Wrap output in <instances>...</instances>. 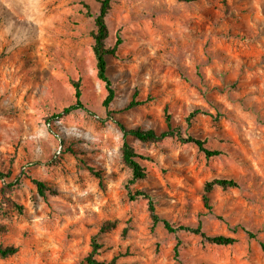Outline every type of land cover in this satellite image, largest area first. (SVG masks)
<instances>
[{"label":"rangeland","instance_id":"1","mask_svg":"<svg viewBox=\"0 0 264 264\" xmlns=\"http://www.w3.org/2000/svg\"><path fill=\"white\" fill-rule=\"evenodd\" d=\"M98 9L96 0H0V243L18 249L0 264H78L105 222L116 226L100 239V260L264 264V0H112L105 45L120 44L106 59L107 108L91 51ZM72 82L83 108L62 115L75 103ZM165 114L221 154L127 137L147 159L131 189L173 227L232 246L152 228L148 200H129L117 123L160 133ZM214 178L238 188L215 187L209 210L203 188Z\"/></svg>","mask_w":264,"mask_h":264},{"label":"trees","instance_id":"2","mask_svg":"<svg viewBox=\"0 0 264 264\" xmlns=\"http://www.w3.org/2000/svg\"><path fill=\"white\" fill-rule=\"evenodd\" d=\"M186 4L196 3L200 0H177ZM99 4V9L97 15L94 17V29L90 32V37L92 39L91 51L95 59V70L97 79L104 85L106 91V96L102 101V106L107 108L114 98V90L112 88L111 81L107 76V57L114 56L118 45L120 44V39H117L113 47H106L105 42L108 38V28L106 24V17L111 9L112 0H96ZM72 87L74 88V98L75 103L63 109L62 115H67L71 111L82 109L83 105L80 101L81 91L78 82H72ZM138 103L131 101L128 108H133L137 106ZM192 116V115H190ZM166 129L160 133H156L153 130H143L140 128L127 129L122 124L117 123L121 134H122V145H121V156L122 162L125 167L130 171V179L127 183L128 196L130 201H135L138 198H144L148 200V211L150 213L152 228H155L158 224H162L163 228L170 234H174L179 231L188 232L194 235L200 236L211 244L216 246H232L236 243V240L232 237L226 236H213L209 237L203 233L199 227L191 228L187 226L173 227L168 221L161 220L155 212L153 203L149 200V196L139 190L133 191L131 188L137 182L144 180L147 177V171L143 165L144 160H147L142 155L138 154L136 150L127 142V137H132L135 140L142 143H154L167 138H174L182 144L194 145L197 150L204 154L206 158H211L221 154L217 149H211L207 147L206 141L199 138L193 137L191 135L184 136L181 133L180 127H172L170 116L165 114ZM91 172L93 169L89 168ZM95 176H99V173H94ZM33 184L36 187L38 194L45 198V193L48 191L45 184L38 180H33ZM215 187L221 189H232L238 188V184L234 180L230 179H219L214 178L210 181L205 182L203 188V203L205 208L210 210L209 201L210 194ZM19 209V207H16ZM116 226L115 222H105L100 227L98 232L92 236L90 241V251L78 264H117L116 257H113L109 261L100 260V253L102 250V244L100 239L106 233L113 230ZM3 229L0 227V233ZM249 238H254V235L247 233ZM259 247L264 251V242H259ZM18 252V249L14 246H4L0 243V259H7L14 256Z\"/></svg>","mask_w":264,"mask_h":264}]
</instances>
